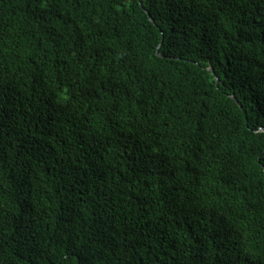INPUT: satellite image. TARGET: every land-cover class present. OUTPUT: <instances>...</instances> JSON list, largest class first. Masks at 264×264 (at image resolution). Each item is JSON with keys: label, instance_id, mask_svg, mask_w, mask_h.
<instances>
[{"label": "trees", "instance_id": "16d2710c", "mask_svg": "<svg viewBox=\"0 0 264 264\" xmlns=\"http://www.w3.org/2000/svg\"><path fill=\"white\" fill-rule=\"evenodd\" d=\"M0 264H264V0H0Z\"/></svg>", "mask_w": 264, "mask_h": 264}, {"label": "water", "instance_id": "95a60500", "mask_svg": "<svg viewBox=\"0 0 264 264\" xmlns=\"http://www.w3.org/2000/svg\"><path fill=\"white\" fill-rule=\"evenodd\" d=\"M144 11H145V10H144ZM148 17H149L150 21L153 22V21L151 20L150 16H148ZM211 72H212V70H211ZM216 81H217V79H216ZM232 98H233V97H232ZM233 100L238 104V102L236 101L235 98H233ZM238 105H239V104H238Z\"/></svg>", "mask_w": 264, "mask_h": 264}]
</instances>
